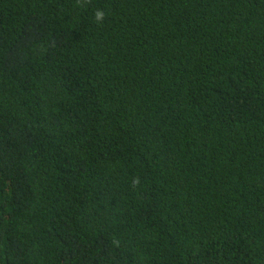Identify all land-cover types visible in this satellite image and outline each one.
Masks as SVG:
<instances>
[{
  "label": "trees",
  "instance_id": "16d2710c",
  "mask_svg": "<svg viewBox=\"0 0 264 264\" xmlns=\"http://www.w3.org/2000/svg\"><path fill=\"white\" fill-rule=\"evenodd\" d=\"M0 264H264V0H0Z\"/></svg>",
  "mask_w": 264,
  "mask_h": 264
},
{
  "label": "clouds",
  "instance_id": "9594fccd",
  "mask_svg": "<svg viewBox=\"0 0 264 264\" xmlns=\"http://www.w3.org/2000/svg\"><path fill=\"white\" fill-rule=\"evenodd\" d=\"M103 18H104V13L102 11H97V13H96V19L98 21H101V20H103Z\"/></svg>",
  "mask_w": 264,
  "mask_h": 264
}]
</instances>
